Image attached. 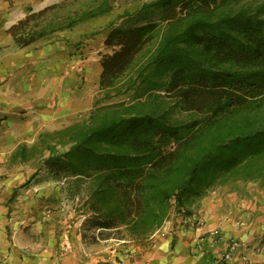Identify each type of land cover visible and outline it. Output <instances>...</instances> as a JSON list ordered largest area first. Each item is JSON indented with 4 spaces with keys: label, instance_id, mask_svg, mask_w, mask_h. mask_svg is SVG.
I'll return each mask as SVG.
<instances>
[{
    "label": "trees",
    "instance_id": "1",
    "mask_svg": "<svg viewBox=\"0 0 264 264\" xmlns=\"http://www.w3.org/2000/svg\"><path fill=\"white\" fill-rule=\"evenodd\" d=\"M51 1L11 12L19 46L111 10L104 1L56 30H27ZM118 20L88 118L41 131L9 161L38 164L23 185L44 171L81 200L83 237L93 228L145 251L171 214L219 187L264 183V0H150Z\"/></svg>",
    "mask_w": 264,
    "mask_h": 264
},
{
    "label": "crops",
    "instance_id": "2",
    "mask_svg": "<svg viewBox=\"0 0 264 264\" xmlns=\"http://www.w3.org/2000/svg\"><path fill=\"white\" fill-rule=\"evenodd\" d=\"M40 1L0 0V170L7 166V157L25 141L24 137L33 141L41 131L71 123L93 101L73 102L70 98V91L80 82L79 67L77 63L68 64L69 49L63 39L21 47L6 31L11 12L24 11ZM101 71V65L91 64L85 75L92 84ZM34 172L35 168L10 166L1 176L0 264H104L101 246L108 240L116 242L112 235L104 238L107 232L98 235L99 230L94 229L91 234L95 241L91 244L83 237L80 222L63 232V215L54 211L47 214L38 205L39 198L50 195L51 179L36 176L23 185ZM52 196L58 197V193ZM186 209L202 219L199 228L180 226L182 214L173 213L153 234L147 250L130 246L125 254L116 253V260L126 264H216L214 256L223 251L225 242L211 245L207 241L202 251L196 245L218 229L224 240L239 238L250 249L255 248L247 264H264V187L260 183L236 182L219 187ZM66 234L70 248L61 251L59 245L63 246ZM225 264L244 263L236 252Z\"/></svg>",
    "mask_w": 264,
    "mask_h": 264
},
{
    "label": "rangeland",
    "instance_id": "3",
    "mask_svg": "<svg viewBox=\"0 0 264 264\" xmlns=\"http://www.w3.org/2000/svg\"><path fill=\"white\" fill-rule=\"evenodd\" d=\"M104 1H107V3L111 5V10L109 12L77 23L72 29L55 31L51 37L47 39L51 41L63 39L67 48L69 49L68 64L72 65L73 63H77L76 66L79 67L78 75L80 77V82L78 83L77 87L72 88L70 91L71 100L73 102H81L89 98H93L90 108L79 113L75 120L88 118L90 110L93 108L94 102L96 100H101L104 95V91L99 88V79L98 81L91 84V81L87 79V74L85 75V70L91 64L100 66L103 57L113 53V50L116 47L106 46L104 42L107 34L113 27V24L119 22L118 18L124 11L131 13L143 2H148L150 0H54L48 3L47 8H41L35 12L30 17L26 28L27 30L45 29V32L56 30V28L64 26L70 19L78 20L83 13L96 8ZM24 12L28 14L27 7L24 8ZM69 69L73 70L72 68ZM130 98L131 96L126 94L103 101L102 104L119 102L121 100L129 101ZM23 139L25 141H21L20 144L24 143L28 146H30L32 142L36 140V138H34L32 141L31 137H24ZM9 156L5 162L7 163V166H3L4 168H1L2 170H0V178L4 173L9 171L10 166H27L30 169H34L38 165L33 160L26 163L17 162L13 164L9 161ZM45 178L50 177L47 176L44 171H40L38 179ZM51 182L52 188L48 193L50 195L48 197L39 198L38 205L41 206L40 209L46 210L47 214L54 212H59V214H62V226L64 227L62 230L63 232L68 230L69 225H73V223L78 222H80L79 227L82 229V223L85 217L83 213H81V200L78 198H75L74 200L67 199L64 193L61 192L62 183L55 182L54 180H51ZM257 183H260L261 186L264 187V183L261 181H257ZM53 193H58V197L52 196ZM93 230L94 229L92 228L91 230H87L85 232V238H87L91 244H93L95 241L92 239L93 235L91 234ZM108 234L109 233L107 232V234L104 235V238L110 237ZM66 235L69 239V235ZM62 241L64 242L63 246L59 245V249H61V251H67L70 246L68 248L65 247V236L63 237ZM113 243L116 242L108 240L106 243H103V246H101L102 255L104 256L105 260L103 261L104 264H112L117 261L115 258L116 253L120 252L121 255L125 254V248L123 247L122 243H116L117 245H113ZM113 248L117 249H115L114 252H111L113 251Z\"/></svg>",
    "mask_w": 264,
    "mask_h": 264
},
{
    "label": "built area",
    "instance_id": "4",
    "mask_svg": "<svg viewBox=\"0 0 264 264\" xmlns=\"http://www.w3.org/2000/svg\"><path fill=\"white\" fill-rule=\"evenodd\" d=\"M1 178H0V188H1ZM179 225L185 228L190 229H196L199 228L202 225V219L195 213L187 214L182 213L180 217V223ZM209 241V243L212 245L214 243H217L219 241L225 242V246L223 251L217 252L214 256V261L216 264H225L228 263L233 255L237 252L240 261L244 264H247L249 261V255L252 251H254L255 248H251L247 245L246 242L243 240H240L239 238H228L223 239L222 233L215 229L211 231L207 238L203 239V242H199L196 245L197 249H200L202 251L205 242ZM70 246L68 236L65 235V247L68 248ZM251 251V252H250ZM114 264H126L124 260H119L115 262Z\"/></svg>",
    "mask_w": 264,
    "mask_h": 264
}]
</instances>
